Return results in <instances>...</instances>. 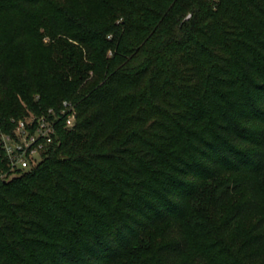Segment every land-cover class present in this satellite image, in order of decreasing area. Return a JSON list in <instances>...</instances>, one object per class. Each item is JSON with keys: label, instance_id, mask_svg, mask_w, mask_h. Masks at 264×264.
I'll use <instances>...</instances> for the list:
<instances>
[{"label": "trees", "instance_id": "obj_1", "mask_svg": "<svg viewBox=\"0 0 264 264\" xmlns=\"http://www.w3.org/2000/svg\"><path fill=\"white\" fill-rule=\"evenodd\" d=\"M63 102L0 264H264V0H0V123Z\"/></svg>", "mask_w": 264, "mask_h": 264}, {"label": "built area", "instance_id": "obj_2", "mask_svg": "<svg viewBox=\"0 0 264 264\" xmlns=\"http://www.w3.org/2000/svg\"><path fill=\"white\" fill-rule=\"evenodd\" d=\"M58 118L65 128L73 127L76 119L73 106L63 102L58 114L53 109L40 115L28 112L23 118L11 119L10 126L0 123V182L37 165L56 137Z\"/></svg>", "mask_w": 264, "mask_h": 264}, {"label": "rangeland", "instance_id": "obj_3", "mask_svg": "<svg viewBox=\"0 0 264 264\" xmlns=\"http://www.w3.org/2000/svg\"><path fill=\"white\" fill-rule=\"evenodd\" d=\"M47 40V39H46Z\"/></svg>", "mask_w": 264, "mask_h": 264}]
</instances>
